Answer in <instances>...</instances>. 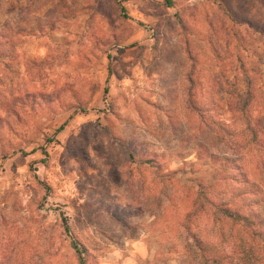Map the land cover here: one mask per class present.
Here are the masks:
<instances>
[{"label": "rangeland", "instance_id": "obj_1", "mask_svg": "<svg viewBox=\"0 0 264 264\" xmlns=\"http://www.w3.org/2000/svg\"><path fill=\"white\" fill-rule=\"evenodd\" d=\"M245 23L264 30V0H0V264H78L72 241L85 264H251L199 200L239 187L222 157L264 181V52ZM241 66L257 140L228 108Z\"/></svg>", "mask_w": 264, "mask_h": 264}, {"label": "trees", "instance_id": "obj_2", "mask_svg": "<svg viewBox=\"0 0 264 264\" xmlns=\"http://www.w3.org/2000/svg\"><path fill=\"white\" fill-rule=\"evenodd\" d=\"M123 10L124 9L121 8L122 12H124ZM244 25L259 36L264 52V30L256 29L248 23H245ZM4 29L5 25H1L0 38L3 37L1 31ZM4 46L10 48L7 44L0 41V60L9 57V52L8 50H4ZM241 71L245 90L239 94H235L232 100L228 103V108L231 112L237 113L239 120L243 123L245 131L249 133L252 140H257L258 129L252 124L251 115L249 113L253 100V83L252 79L247 75V70L244 66H241ZM188 81L190 85H194V81L191 78L188 79ZM106 93L107 91L105 90L104 94ZM186 96L188 110L197 113V116L200 119H203L200 108L197 107L192 100V92L190 90L187 91ZM208 128L212 133L213 130H215L212 129L211 126H208ZM60 130L61 128L58 129V132ZM217 136L220 138V142H224V144L228 146L229 150H236V147L231 145L233 140L232 133L224 130L221 125L220 135ZM222 160L227 169H229V178L227 177V179L239 184V187L236 188L228 199L220 200L218 203L213 202L204 195V193H201L200 195L202 197L200 196L199 198L201 206H204L205 204L208 205L209 208L212 209L214 220H217V222H228V224H233L238 227L242 238L241 241L243 242V245H241L243 248V251L241 252L243 259H246L251 264H264V181H262V179L259 181L260 183H258L251 178L252 175L247 172L244 159L222 157ZM236 162H239V164ZM262 162L264 163V159ZM232 165H234L233 168ZM234 200H238L239 205L231 206L230 202H233ZM65 230L67 231V228H65ZM197 243L200 248L203 246L198 241ZM70 246L74 251L77 263L85 264V260L82 257V252H84V250L79 249L74 241L71 242ZM238 255L240 254L238 253ZM233 259L234 258L232 257H225L222 255L220 256V264H238V261H234ZM215 262L218 261L214 259L213 263Z\"/></svg>", "mask_w": 264, "mask_h": 264}]
</instances>
